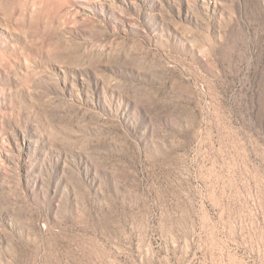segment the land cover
Here are the masks:
<instances>
[{"label": "rangeland", "instance_id": "rangeland-1", "mask_svg": "<svg viewBox=\"0 0 264 264\" xmlns=\"http://www.w3.org/2000/svg\"><path fill=\"white\" fill-rule=\"evenodd\" d=\"M0 264H264V0H0Z\"/></svg>", "mask_w": 264, "mask_h": 264}]
</instances>
